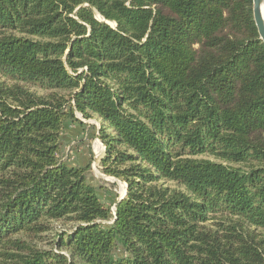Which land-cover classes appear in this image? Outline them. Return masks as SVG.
I'll return each instance as SVG.
<instances>
[{
    "label": "trees",
    "instance_id": "16d2710c",
    "mask_svg": "<svg viewBox=\"0 0 264 264\" xmlns=\"http://www.w3.org/2000/svg\"><path fill=\"white\" fill-rule=\"evenodd\" d=\"M0 264H264L251 0H0Z\"/></svg>",
    "mask_w": 264,
    "mask_h": 264
},
{
    "label": "rangeland",
    "instance_id": "374dc122",
    "mask_svg": "<svg viewBox=\"0 0 264 264\" xmlns=\"http://www.w3.org/2000/svg\"><path fill=\"white\" fill-rule=\"evenodd\" d=\"M77 116L79 119H83L82 122L86 125L80 126L74 123L67 125L61 143L60 154L62 158L70 164H85L87 161L92 160L88 179L91 182L101 180L112 183L109 187L114 190L119 197L120 194L124 193L125 183L114 177L105 176L100 172L98 167V160L103 154L104 146L101 141L95 137L94 131L95 128L97 130L101 124V119L97 115H93V117L89 119H84L79 114H77ZM101 198L106 203L112 200V196L104 197L101 195ZM54 226L58 227L59 224H55Z\"/></svg>",
    "mask_w": 264,
    "mask_h": 264
},
{
    "label": "water",
    "instance_id": "95a60500",
    "mask_svg": "<svg viewBox=\"0 0 264 264\" xmlns=\"http://www.w3.org/2000/svg\"><path fill=\"white\" fill-rule=\"evenodd\" d=\"M252 2V16L255 23L259 38L264 43V0H251ZM98 16V14L96 13ZM113 24V23H112ZM126 194V185L123 194H120L118 201ZM114 208V206H113Z\"/></svg>",
    "mask_w": 264,
    "mask_h": 264
},
{
    "label": "built area",
    "instance_id": "2783aa9c",
    "mask_svg": "<svg viewBox=\"0 0 264 264\" xmlns=\"http://www.w3.org/2000/svg\"><path fill=\"white\" fill-rule=\"evenodd\" d=\"M83 120V119H82Z\"/></svg>",
    "mask_w": 264,
    "mask_h": 264
}]
</instances>
